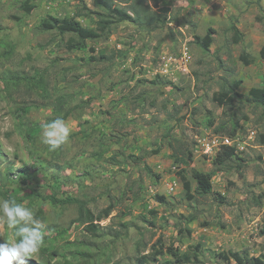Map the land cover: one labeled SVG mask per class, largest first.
<instances>
[{
  "label": "rangeland",
  "instance_id": "1",
  "mask_svg": "<svg viewBox=\"0 0 264 264\" xmlns=\"http://www.w3.org/2000/svg\"><path fill=\"white\" fill-rule=\"evenodd\" d=\"M24 1L0 0V200L14 194L45 224L46 252L27 264H178L168 248L187 264H237L232 252L263 260L264 108L249 91L264 88V0H145L160 21L119 23L78 52L37 27L78 13L94 27L86 17V8L100 11L94 0H38L30 14ZM210 29L206 52L195 38ZM228 89L242 97L214 102ZM57 118L70 136L50 151L42 126ZM224 137L234 140L235 157L219 165ZM194 170L212 175L213 194L197 193ZM52 196L113 211L91 234L72 225L76 205ZM0 237L16 240L5 225Z\"/></svg>",
  "mask_w": 264,
  "mask_h": 264
},
{
  "label": "trees",
  "instance_id": "2",
  "mask_svg": "<svg viewBox=\"0 0 264 264\" xmlns=\"http://www.w3.org/2000/svg\"><path fill=\"white\" fill-rule=\"evenodd\" d=\"M35 1L38 0H25L21 4V10L26 14H30L34 10L35 6L32 3ZM94 2L100 11H92L86 8V17H89L90 19H93V17L95 18V20H93L94 27H84L81 22L78 21V18L81 16V14L78 13L72 17H46L41 20L37 29L42 33L57 34L59 37L64 39L63 48L67 52H78L85 51L87 49L88 41L107 40L114 32L115 25L119 23L132 22L140 26H146L160 21V16L145 6V0H94ZM231 30L234 32L232 42L234 44H238L242 40L243 35L235 25L232 26ZM213 32L214 30L210 29L205 36H196L195 38L196 43L206 52L209 51V48L213 43ZM262 57L264 58V48L262 50ZM102 59L105 58L102 57ZM240 59L245 65H250L253 63V58H251L248 54L242 55ZM240 83L241 82H238L236 86H239ZM231 91L232 90L229 91L228 89L221 90L220 92L216 93L213 97L214 102L218 103L220 106H228L229 104L233 103L235 96L238 98L242 97L241 94H238L237 92L232 94ZM249 97L253 103L264 108V88H252L249 91ZM68 116L69 114L66 113L64 119H67ZM35 130L40 132L42 128L38 127L33 129V131ZM217 132H219V130H217ZM236 135L237 128L235 127L231 131L230 136ZM222 149V152H220L215 160V163L219 165H223L226 161L235 157V148L223 146ZM188 155L191 157L192 152H188ZM192 177L197 183L196 191L199 195L207 196L214 193L212 175L210 173H202L194 170ZM179 178L183 182L186 194L189 196V198H192L190 195L191 186L189 180L181 172L179 173ZM216 196L217 197H215V199L219 201V203L223 204L225 202V199L221 196V194H216ZM11 199H15L17 202L21 203L20 200L14 197V194L12 195ZM50 199L54 204L76 205L78 214L72 225L78 224L80 226H85V228L91 234L97 233V223L108 218L113 211V206L111 205L102 210L100 213L96 214L91 210L90 202L82 198L71 196H67L66 198H57L56 196H52ZM158 200L164 202L165 198L163 196H158ZM260 234L264 236V226L260 230ZM16 239L18 238L16 237ZM3 242L6 241L0 237V243ZM45 243L46 241L44 240V244ZM163 250H165V247L164 245H161L160 250L156 252V255L159 256L163 254ZM166 250L175 259L176 263L187 264L190 262V258L186 255L181 256L177 248H168ZM41 251L43 253L46 252L43 247L41 248ZM230 255L237 264H264V259L259 260L258 258H249L242 256L240 253L233 252ZM143 259L139 264H144Z\"/></svg>",
  "mask_w": 264,
  "mask_h": 264
},
{
  "label": "clouds",
  "instance_id": "3",
  "mask_svg": "<svg viewBox=\"0 0 264 264\" xmlns=\"http://www.w3.org/2000/svg\"><path fill=\"white\" fill-rule=\"evenodd\" d=\"M42 143L55 151L64 145L70 136V128L63 118L44 124ZM0 225L14 231L18 239L0 243V264H27L44 246V222L32 209L15 199L0 200Z\"/></svg>",
  "mask_w": 264,
  "mask_h": 264
},
{
  "label": "built area",
  "instance_id": "4",
  "mask_svg": "<svg viewBox=\"0 0 264 264\" xmlns=\"http://www.w3.org/2000/svg\"><path fill=\"white\" fill-rule=\"evenodd\" d=\"M217 140H214V144H216ZM218 145L221 147L223 146H228V147H233L235 148L234 140L231 137H224L221 141L218 142Z\"/></svg>",
  "mask_w": 264,
  "mask_h": 264
}]
</instances>
